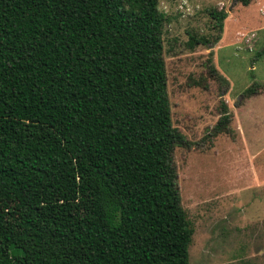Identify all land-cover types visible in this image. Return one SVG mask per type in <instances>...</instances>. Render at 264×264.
<instances>
[{"label":"trees","instance_id":"trees-1","mask_svg":"<svg viewBox=\"0 0 264 264\" xmlns=\"http://www.w3.org/2000/svg\"><path fill=\"white\" fill-rule=\"evenodd\" d=\"M159 4L0 0V264H191Z\"/></svg>","mask_w":264,"mask_h":264},{"label":"rangeland","instance_id":"rangeland-1","mask_svg":"<svg viewBox=\"0 0 264 264\" xmlns=\"http://www.w3.org/2000/svg\"><path fill=\"white\" fill-rule=\"evenodd\" d=\"M159 9L167 17L164 57L173 127L191 144L175 152L182 207L194 230L190 263L264 264V186L255 190L260 184L254 178L247 187L231 186L225 178L240 158L233 147L239 143L235 114L248 100L243 94L254 84L259 94L264 91V66H254L264 59L258 57L264 52V0L248 7L238 0H160ZM213 10L228 15L223 33ZM225 107L232 122L215 137ZM258 161L262 165L264 158Z\"/></svg>","mask_w":264,"mask_h":264},{"label":"crops","instance_id":"crops-1","mask_svg":"<svg viewBox=\"0 0 264 264\" xmlns=\"http://www.w3.org/2000/svg\"><path fill=\"white\" fill-rule=\"evenodd\" d=\"M263 53L258 54V57L263 56ZM254 64V66L259 65V68H261L262 65L264 66V59ZM235 116L237 130L239 131V143L236 146L234 145L233 150H239L240 158H238L239 162L235 158L236 163H231L225 178L231 186H233L232 184L236 186H240L237 184H243L242 186L246 187L249 186L251 178H254L260 184V187L255 190H260L264 186V162L261 165V162L258 161L260 157L264 158V91L248 98L246 104L239 110V114L236 113Z\"/></svg>","mask_w":264,"mask_h":264}]
</instances>
